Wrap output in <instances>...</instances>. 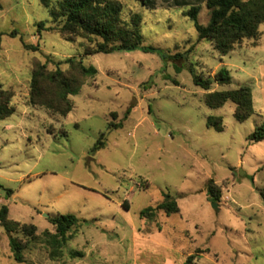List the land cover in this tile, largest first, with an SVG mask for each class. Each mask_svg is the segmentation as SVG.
Returning a JSON list of instances; mask_svg holds the SVG:
<instances>
[{
    "label": "rangeland",
    "instance_id": "1",
    "mask_svg": "<svg viewBox=\"0 0 264 264\" xmlns=\"http://www.w3.org/2000/svg\"><path fill=\"white\" fill-rule=\"evenodd\" d=\"M117 1L124 22L133 13L141 16L144 45L170 54L193 46L180 71L141 51L85 56L87 40L68 42L49 29L55 24L42 0H0V87L13 92L15 108L0 121V184L13 191L8 197L0 190V206L40 236L18 263L0 226V264H186L189 255H196L195 264H264V141L247 140L264 124V24L256 47L244 41L221 57L212 44L198 41L184 16L199 6V23L206 25L207 0ZM40 23L45 29L38 31ZM70 59L96 70L69 97L72 111L62 118L30 105L35 66L79 77ZM190 68L203 78L226 68L231 84L214 83L205 91L194 85ZM240 86L250 87L254 106L244 122L235 120L231 102L205 105L207 93ZM208 117H221L223 131L209 128ZM102 133L106 146L92 153ZM210 180L221 186L218 202L208 198ZM163 193L176 200L179 213L141 218L140 211L155 207ZM65 214L79 223L62 255L51 258L41 237L54 232L50 217Z\"/></svg>",
    "mask_w": 264,
    "mask_h": 264
},
{
    "label": "trees",
    "instance_id": "2",
    "mask_svg": "<svg viewBox=\"0 0 264 264\" xmlns=\"http://www.w3.org/2000/svg\"><path fill=\"white\" fill-rule=\"evenodd\" d=\"M48 8L49 16L55 26L49 28L58 32L66 41L74 42L77 38L87 40L90 45L84 49L85 56L96 54L130 53L141 51L154 54L160 57L164 63H174L176 71H180L188 62L193 46L183 53L170 54L153 46L144 45L141 34L142 18L139 14L133 13L128 22L122 20V4L117 0H42ZM146 5V0H141ZM206 7L210 11V18L206 25L199 23V6L191 7L184 16L194 23L198 34V41H207L213 45L221 57L232 52L237 45L244 41H253L254 47L261 35L260 26L264 24V0H207ZM44 23L38 25V31L44 30ZM11 37L17 35L16 31L9 34ZM2 34L0 33V52ZM256 45V46H255ZM27 51H38L37 45L23 44ZM71 68L76 70L79 77L67 75L61 69L47 70L46 64H37L32 71L28 103L46 109L49 113L65 118L73 109L69 99L79 93L84 85V80L93 77L96 70L93 67H86L82 61L75 62L68 60ZM195 86L208 91L216 83L218 85L231 84L230 72L221 68L213 78H203L197 75L193 68H190ZM178 85L176 80H172ZM13 92L0 87V121L11 117L15 108L12 105ZM231 102L234 105L233 116L236 121L244 122L254 114L252 91L248 86H240L229 91H213L204 96V103L207 107L217 109ZM135 107L131 104L126 111V116ZM150 112V111H149ZM207 126L216 131H223L221 117H208ZM114 129L120 128L119 124H109ZM105 134L102 133L98 141L91 149L96 153L106 146ZM250 143L264 141V124L255 128L248 136ZM226 183V182H224ZM0 190L5 191L10 197L13 191L0 184ZM207 195L210 201L218 202L221 197V186L210 180L206 186ZM126 209V206L122 204ZM180 209L176 200L169 194L163 193V199L155 207L148 206L140 211V217L147 221H153L158 212L165 215L179 213ZM9 210L6 205L0 206V226L9 233V249L14 261L24 262L23 250L27 245L40 241L37 228L32 224H21L10 220ZM54 227V232L45 231L42 234V244L50 249L51 258H58L62 255L66 244L71 240L70 232L77 227L79 220L74 214L56 215L49 218ZM26 238L23 243L17 235ZM207 251V250H206ZM203 251H196V254ZM196 255H190L186 264H195Z\"/></svg>",
    "mask_w": 264,
    "mask_h": 264
},
{
    "label": "crops",
    "instance_id": "3",
    "mask_svg": "<svg viewBox=\"0 0 264 264\" xmlns=\"http://www.w3.org/2000/svg\"><path fill=\"white\" fill-rule=\"evenodd\" d=\"M204 252H206V250L205 251H203V253ZM203 253H198V254H203ZM190 256V255H189ZM135 264H137V263H135ZM139 264H143V263H139ZM163 264H169V260H167V262L166 263H163Z\"/></svg>",
    "mask_w": 264,
    "mask_h": 264
},
{
    "label": "water",
    "instance_id": "4",
    "mask_svg": "<svg viewBox=\"0 0 264 264\" xmlns=\"http://www.w3.org/2000/svg\"><path fill=\"white\" fill-rule=\"evenodd\" d=\"M214 206H217L215 203H213Z\"/></svg>",
    "mask_w": 264,
    "mask_h": 264
}]
</instances>
